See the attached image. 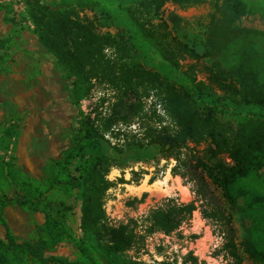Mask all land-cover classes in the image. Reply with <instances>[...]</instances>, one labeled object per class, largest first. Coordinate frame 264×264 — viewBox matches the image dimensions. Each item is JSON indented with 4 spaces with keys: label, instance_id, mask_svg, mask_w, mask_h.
I'll return each instance as SVG.
<instances>
[{
    "label": "trees",
    "instance_id": "trees-1",
    "mask_svg": "<svg viewBox=\"0 0 264 264\" xmlns=\"http://www.w3.org/2000/svg\"><path fill=\"white\" fill-rule=\"evenodd\" d=\"M23 1L37 44L67 81L69 102L78 106L94 82L109 89L112 101L104 114L95 107L92 117L76 110L74 125L64 132L65 150L42 177L14 164L15 116L3 128L0 139L9 154L0 156V264H138L126 250L153 232L173 231L195 204L166 198L146 212L138 233L132 220L109 225L102 208L111 185L106 174L112 165L138 160L145 145L178 160L187 142L202 145L195 167L236 213L242 229L235 242L230 216L223 217L221 248L229 264H243L240 252L250 262L264 264V30L236 24L245 12L264 18V0H212L200 53L173 37L180 55L205 59L202 79L191 65L182 69L175 53L147 26L163 0H142L135 7L116 0ZM170 1L183 7L203 0ZM77 7L96 8L124 32L98 31L78 15ZM159 21L175 31L181 17L168 12ZM13 39L0 38V72L5 74ZM147 50L161 58L157 70L139 63L136 52L146 55ZM131 123L134 130L126 129ZM75 157L73 174L69 166ZM195 197L202 201L205 194L198 191ZM70 198L78 202L79 232L67 222ZM8 209L28 215L30 228L23 237L9 224ZM30 209L42 213L41 222L30 217ZM60 242L73 246L71 258L57 252Z\"/></svg>",
    "mask_w": 264,
    "mask_h": 264
},
{
    "label": "rangeland",
    "instance_id": "rangeland-1",
    "mask_svg": "<svg viewBox=\"0 0 264 264\" xmlns=\"http://www.w3.org/2000/svg\"><path fill=\"white\" fill-rule=\"evenodd\" d=\"M41 1L55 5L64 0ZM116 1L123 6L135 7L142 0ZM211 1L203 0L197 4L180 7L174 6L170 0H163L157 14L150 15V21L147 25L162 40L165 47L171 53H175L180 67L183 69L187 65H191L196 78L201 79L204 78L201 62H205V59L196 62L186 54L182 53L180 55L177 49L178 44L173 37L186 44L187 48L200 53L208 14L211 11ZM25 9L26 6L23 0H0V36L2 38L14 36L15 46L8 51V55H15V58H11L9 62L10 71L14 74L13 76L26 79L27 84L29 80H32L33 84L40 89L41 94L48 98L49 91L46 93V88L49 84H55L61 77L53 67L51 58L37 44L31 33L32 24L26 15ZM76 9L78 15L87 21H91L98 31H109L111 34L124 32L123 26L120 23L104 18L94 7H77ZM168 12L178 13L177 15L181 17L178 29L175 31H170L169 27L163 26L159 21V18H164ZM236 24L264 30V18L253 12L240 14L236 20ZM166 32H170L169 35H166ZM105 53L108 54L109 50L105 49ZM136 56L139 63L146 69L157 70L161 63V58L153 50H147L146 55L136 52ZM5 88V84L1 82L0 111L3 112L7 106L6 110L8 111L0 115V135L3 128L11 123L10 120L15 115L10 102L5 100L10 93ZM100 98H104L101 104H99ZM110 101L112 99L110 98L109 89L104 85L94 82L90 91L78 100V106L69 102L66 92H58L55 104L64 125L72 127L77 109L81 110L83 115L92 117L94 107L101 114H104ZM15 118L16 121L13 124L16 125V136L13 142V149L11 150L14 164L30 176L42 177L48 175L49 163L57 159L66 148L65 140L44 143L39 147L37 154L32 155V152L25 151L23 145L24 140L27 139H25L24 134L30 131V128L27 126V118L24 115L19 116L18 114L15 115ZM135 127L136 124L131 123L126 129L134 130ZM11 143L12 140L9 145ZM3 145L4 142L0 139V156H3L5 159L9 151ZM201 147L202 145L193 146L192 143L187 142L181 149L179 159L175 160L172 157L164 158L160 153L161 149L159 147L145 145L138 160L129 159L120 163V165H112L109 168L106 178L111 181V185L104 192L102 208L103 210L107 208L108 211L118 215V224H124V220L126 222L132 220L136 224L135 231L138 233L141 230L140 224L142 223L143 216L150 208L162 204L166 198H170L175 202L179 201L180 196L184 200L188 198V196H185L186 191L183 187L185 185L189 191H192L189 194V198L194 202L195 208L198 209L201 218H203V227L207 226V228L194 227L190 229L189 225H186L183 228L174 229L167 234L156 232L150 238L145 236L141 243L131 247L130 251H126L128 256L139 257L140 262L145 263L153 260V264L157 262L153 258V255L160 257L161 260L159 262L162 264H229V260L225 257L221 248V241L223 240V236L226 235L223 217L227 216V214L230 216L229 224L233 230L235 242L241 239L242 229L236 213L227 207L219 191L208 181L201 179L202 175H200L199 170L195 167V158L199 156ZM78 161V157H75L69 166V170L73 174L76 172ZM260 174L264 178V166L260 169ZM145 180L147 184L153 185L149 189L139 188ZM198 191L205 194V199L202 201L196 200L195 196ZM68 203L71 205V211L68 213L67 222L75 232H79L78 202L70 198ZM216 210L221 211L223 216L216 214ZM7 212L12 229L18 236L23 237L30 228L28 215L18 209H8ZM30 214V217L36 222H41L43 219L42 213L39 211L31 210ZM134 215L135 218H133ZM106 222L108 224L107 220ZM2 230V227H0V236L2 235ZM208 230L212 235H215L217 240V246L208 257L199 259L189 251H185L190 242L192 246L195 240L199 241L203 236L209 237ZM221 233L222 239H219L218 236ZM73 250V246H65L57 252L71 258ZM240 254L243 264H254L246 259L241 252ZM141 257L144 259H141Z\"/></svg>",
    "mask_w": 264,
    "mask_h": 264
},
{
    "label": "flooded vegetation",
    "instance_id": "flooded-vegetation-1",
    "mask_svg": "<svg viewBox=\"0 0 264 264\" xmlns=\"http://www.w3.org/2000/svg\"><path fill=\"white\" fill-rule=\"evenodd\" d=\"M3 75L5 78L8 77L7 74ZM8 78V81L3 82L6 91L10 92L5 100L10 102L15 115H24L27 118V126L30 128V131L24 134L25 139L27 138L23 142L25 151L35 155L42 144L56 140L62 141L64 132L70 127L64 125L55 100L57 101L58 92H66L67 81L61 78L55 84H49L45 90L46 93L49 91L47 98L41 94L32 80H29L27 84V80L19 76ZM6 109L2 114L8 111Z\"/></svg>",
    "mask_w": 264,
    "mask_h": 264
},
{
    "label": "built area",
    "instance_id": "built-area-1",
    "mask_svg": "<svg viewBox=\"0 0 264 264\" xmlns=\"http://www.w3.org/2000/svg\"><path fill=\"white\" fill-rule=\"evenodd\" d=\"M174 6H176V4H174ZM183 187L185 188V191H186L185 196H188V198H186L184 200L182 198V196H180L179 201H177V203H187V202L191 201V198H189V194H191L192 191H189V189L185 185ZM104 211H105V216H106V220L108 221V224L112 225V226L118 225L119 216L114 214V212L108 211L107 208H104ZM133 218H135V215L133 216ZM125 222H126V220L123 221V223H125ZM182 224H184V226H182ZM186 225H189L190 229H192L194 227L207 228V226L203 227V218H201L200 213H199L197 208H194L191 211L190 216L186 220L182 221L176 229L183 228ZM208 232H209V237L203 236L201 238V240H199V241L195 240L192 246H191V242H190V245L188 246L187 250H185V251L186 252L189 251L193 256H197L199 259L200 258L205 259V257H208L210 255L211 251H213L214 248L217 246V240H216L215 235H212L209 230H208ZM155 233L156 232H153V233L147 235L146 237L150 238ZM157 233L165 234V233L159 232V231H157ZM218 238L222 239V233L220 234V236H218ZM222 241H221V243H222ZM65 246L72 247L70 243L60 242L56 245V250L59 251V249H63ZM130 250H131V248H129V250H126V251H130ZM131 258L133 260L137 261L138 264H153L154 263L153 260L145 263V262H140L139 257L131 256ZM153 258L157 261L156 264H162L159 262L161 260L160 257H156L153 255ZM141 259H144V258L141 257Z\"/></svg>",
    "mask_w": 264,
    "mask_h": 264
},
{
    "label": "crops",
    "instance_id": "crops-1",
    "mask_svg": "<svg viewBox=\"0 0 264 264\" xmlns=\"http://www.w3.org/2000/svg\"><path fill=\"white\" fill-rule=\"evenodd\" d=\"M0 38H2V37L0 36ZM2 53H3V50L0 49V55H1ZM10 57H11V58H15V55L12 54ZM10 69H11V67L9 66V67H8V73H7L6 76H8V77H13L14 74H12V72L10 71ZM3 74H5V73L0 72V83H1V82H5V81H8V79H9L8 77L5 78ZM1 114H2V111H0V115H1Z\"/></svg>",
    "mask_w": 264,
    "mask_h": 264
},
{
    "label": "bare ground",
    "instance_id": "bare-ground-1",
    "mask_svg": "<svg viewBox=\"0 0 264 264\" xmlns=\"http://www.w3.org/2000/svg\"><path fill=\"white\" fill-rule=\"evenodd\" d=\"M152 185H153V184H151V185L147 184V181L145 180V181L143 182V184H141V185L139 186V188H141V189H149Z\"/></svg>",
    "mask_w": 264,
    "mask_h": 264
}]
</instances>
